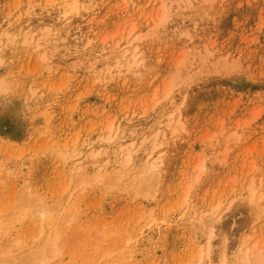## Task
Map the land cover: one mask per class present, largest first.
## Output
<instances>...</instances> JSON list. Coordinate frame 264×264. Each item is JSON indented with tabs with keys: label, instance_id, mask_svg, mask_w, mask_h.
Here are the masks:
<instances>
[{
	"label": "rangeland",
	"instance_id": "374dc122",
	"mask_svg": "<svg viewBox=\"0 0 264 264\" xmlns=\"http://www.w3.org/2000/svg\"><path fill=\"white\" fill-rule=\"evenodd\" d=\"M222 259L264 264V0H0V264Z\"/></svg>",
	"mask_w": 264,
	"mask_h": 264
},
{
	"label": "bare ground",
	"instance_id": "6f19581e",
	"mask_svg": "<svg viewBox=\"0 0 264 264\" xmlns=\"http://www.w3.org/2000/svg\"><path fill=\"white\" fill-rule=\"evenodd\" d=\"M55 42H56V41H55ZM37 46H38V45H37ZM36 48H38V47H36ZM125 52H127V51H125ZM125 56H126V55H125ZM125 56H124L123 58H126ZM132 57H133V56H132ZM125 62H126V61H125ZM125 65H126V64H125ZM123 68H124V67H123ZM129 68H130V67H129ZM127 69H128V68H127ZM108 139H109V138H108ZM108 139H107V140H108ZM126 154H129V153L127 152ZM156 168H157L156 166H153V165L151 166V165H150V166L148 167V171L153 173V171H154ZM222 258H224V256H223ZM223 260H224V261H223ZM222 261H223V262H222L221 264H224V263H225V259H222Z\"/></svg>",
	"mask_w": 264,
	"mask_h": 264
}]
</instances>
